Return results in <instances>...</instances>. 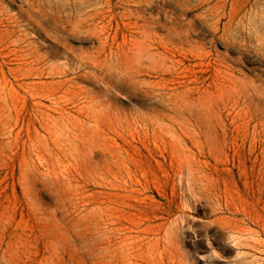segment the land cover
<instances>
[{
  "label": "rangeland",
  "instance_id": "374dc122",
  "mask_svg": "<svg viewBox=\"0 0 264 264\" xmlns=\"http://www.w3.org/2000/svg\"><path fill=\"white\" fill-rule=\"evenodd\" d=\"M3 1L0 264H264V0Z\"/></svg>",
  "mask_w": 264,
  "mask_h": 264
},
{
  "label": "bare ground",
  "instance_id": "6f19581e",
  "mask_svg": "<svg viewBox=\"0 0 264 264\" xmlns=\"http://www.w3.org/2000/svg\"><path fill=\"white\" fill-rule=\"evenodd\" d=\"M0 1H1V0H0ZM2 1H3V0H2ZM36 1H37V0H36ZM36 1H35V2H36ZM45 1H46V0H45ZM69 1H70V0H69ZM85 1H86V0H85ZM91 1H92V0H91ZM3 2H4V1H3ZM59 2H60V1H59ZM71 2L73 3V1H71ZM81 2H82V1H81ZM95 2H96V1H95ZM102 2H103V1H102ZM139 2H140V1H139ZM0 3H1V2H0ZM17 3H18V1H17ZM26 3H27V2H26ZM32 3H33V2H32ZM42 3H43V2H42ZM44 3H45V2H44ZM52 3H54V2H52ZM69 3H70V2H69ZM69 3H68V4H69ZM84 3H85V2H84ZM98 3H99V2H98ZM104 3H105V2H104ZM104 3H102V6H103ZM137 3H138V1H137ZM5 4H6V3H5ZM5 4H2V5H1L2 8L4 7L3 5H5ZM8 4H9V3H8ZM20 4H21V3H20ZM37 4H38V3H37ZM55 4H56V3H55ZM55 4H54V5H55ZM65 4H66V3H65ZM89 4H90V2L88 3V5H89ZM99 4H100V3H99ZM29 5H30V3H29ZM29 5H28V6H29ZM32 5H33V4H31L30 7H33ZM34 5H35V3H34ZM45 5H47V4H45ZM54 5H53V6H54ZM56 5H57V4H56ZM83 5H84V4H83ZM110 5H111V4H110ZM133 5H136V4H133ZM138 5H141V4L138 3ZM22 6H23V5H22ZM26 6H27V5H26ZM42 6H44V5H42ZM49 6H50V5H49ZM49 6H48V7H49ZM51 6H52V5H51ZM78 6H79V5H78ZM80 6H81V5H80ZM102 6H101V7H102ZM108 6H109V5H108ZM23 7H24V6H23ZM44 7H45V6H44ZM46 7H47V6H46ZM69 7H70V6H69ZM76 7H77V6H76ZM87 7H88V6H87ZM87 7H84V8H87ZM97 7H98V5H97ZM24 8H25V7H24ZM35 8H36V7H35ZM35 8H34L33 10H35ZM54 8H55V7H54ZM62 8H63V7H62ZM62 8H61V9H62ZM71 8H72V7H71ZM90 8H91V6H90ZM103 8H104V7H103ZM161 8H162V7H161ZM5 9H6V8H5ZM21 9H22V8H21ZM48 9H49V8H48ZM74 9H75V8H74ZM74 9H73V10H74ZM77 9H78V8H77ZM77 9H76V10H77ZM87 9H89V8H87ZM94 9H95V6H94ZM98 9H99V8H98ZM109 9H110V8H109ZM159 9H160V8H159ZM27 10H28V9H27ZM56 10H57V8H56ZM59 10H60V9H59ZM73 10H72V11H73ZM76 10H74V11L76 12ZM82 10H83V9H82ZM92 10H93V9H92ZM101 10H102V9H101ZM111 10H112V8H111ZM134 10H135V8H134ZM149 10H150V9H149ZM1 11H2V10H1ZM4 11H5V10H4ZM17 11H18V10H17ZM23 11H24V10H23ZM23 11H22V12H23ZM43 11H44V10H43ZM46 11H47V10H46ZM85 11H86V10H85ZM85 11H83V13H84ZM95 11H96V10H95ZM98 11H99V10H98ZM147 11H148V10H147ZM18 12H19V11H18ZM22 12H21V13H22ZM29 12H30V11H29ZM37 12H38V11H37ZM68 12H70V11H68ZM88 12H89V11H88ZM103 12H104V10H103ZM105 12H106V11H105ZM109 12H110V11H109ZM137 12H138V11H137ZM5 13H7V12H5ZM24 13H27V11H26V12L24 11ZM31 13H32V11H31ZM58 13H59V12H58ZM79 13H80V12H79ZM97 13H98V12H97ZM100 13H102V12H100ZM138 13H139V12H138ZM142 13H143V12H142ZM144 13H145V11H144ZM149 13H150V12H149ZM14 14H15V13H14ZM53 14H54V13H53ZM68 14H69V13H68ZM71 14H72V12H71ZM75 14H76V13H75ZM77 14H78V13H77ZM80 14H81V13H80ZM88 14H90V13H88ZM93 14H94V13H93ZM93 14L91 13V16H92ZM102 14H103V13H102ZM140 14H141V13H140ZM140 14H139V15H140ZM150 14H151V13H150ZM35 15H36V13H35ZM64 15H65V14H64ZM72 15H73V14H72ZM85 15H86L87 17L90 16V15H87V14H85ZM95 15H96V14H95ZM99 15H100V14H99ZM104 15H105V14H104ZM106 15H107V14H106ZM136 15H137V14H136ZM151 15H152V14H151ZM4 16H5V15H4ZM4 16H3V19H4ZM6 16H7V15H6ZM9 16H11V15H9ZM17 16H19V15H17ZM41 16H42V15H40V16L38 15V18L41 17ZM70 16H71V15H70ZM86 16H83V17H86ZM93 16H94V15H93ZM108 16H109V15H108ZM227 16H228V15H227ZM11 17H13V16H11ZM22 17H23V16H22ZM33 17H34V16H33ZM35 17H36V16H35ZM47 17H49V16H47ZM47 17H46V18H47ZM75 17H76V16H75ZM78 17H80V16L78 15ZM78 17H77V18H78ZM96 17H97V16H96ZM105 17H106V16H105ZM105 17H104V18H105ZM151 17H152V16H151ZM151 17H150V18H151ZM14 18H15V17H14ZM18 18H19V17H18ZM24 18H25V17H24ZM29 18H31V17H29ZM44 18H45V17H44ZM80 18H81V17H80ZM107 18H108V17H107ZM137 18H138V17H137ZM226 18H227V17H226ZM10 19H11V18H10ZM10 19H9V20H10ZM12 19H13V18H12ZM19 19H21V18H19ZM33 19H34V18H33ZM36 19H37V17H36ZM40 19H41V18H40ZM40 19H39V20H40ZM68 19H69V18H68ZM86 19H87V18H86ZM95 19H96V18H95ZM140 19H142V17H141ZM6 20H7V19H6ZM92 20H93V19H92ZM96 20H97V19H96ZM133 20H134V19H133ZM156 20H157V19H156ZM172 20H173V19H171V22H173ZM7 21H8V20H7ZM7 21H6V22H7ZM10 21H11V20H10ZM10 21H9V23H10ZM13 21H14V19H13ZM67 21H68V20H67ZM74 21H76V20H74ZM74 21H73V22H74ZM79 21H80V20H78V22H79ZM82 21H83V20H82ZM84 21H85V20H84ZM89 21H90V20H89ZM89 21L87 22V24H89ZM93 21H94V20H93ZM99 21H101V20L99 19ZM159 21H160V20H159ZM174 21H175V20H174ZM1 22H2V21H1ZM1 22H0V23H1ZM4 22H5V21H4ZM6 22H5V23H6ZM33 22H34V21H33ZM91 22H92V21H91ZM97 22H98V21H97ZM103 22H104V21H103ZM103 22H102V23H103ZM132 22H133V21H132ZM135 22H136V20H135ZM143 22H144V20H143ZM153 22H155V21H153ZM157 22H158V21H157ZM167 22H168V21H167ZM167 22H166V23H167ZM2 23H3V22H2ZM7 23H8V22H7ZM11 23H12V22H11ZM16 23H17V18H16ZM22 23H23V22H22ZM22 23H21V24H22ZM25 23H26V22H25ZM76 23H77V22H76ZM94 23H96V22H94ZM124 23H125V22H124ZM137 23H138V22H137ZM146 23L148 24V22H146ZM27 24H28V23H27ZM40 24H41V23H40ZM52 24H53V23H52ZM79 24H83V23H79ZM85 24H86V23H85ZM99 24H100V23H99ZM99 24H98V25H99ZM133 24H134V23H133ZM141 24H142V23H141ZM149 24H150V23H149ZM151 24H152V23H151ZM154 24H155V23H154ZM154 24H152V25H154ZM158 24H159V23H158ZM162 24H163V23H162ZM162 24H161V25H162ZM167 24H168V23H167ZM3 25H5V24H2V25H0V26L3 27ZM9 25H10V24H9ZM24 25H25V24H24ZM42 25H43V22H42ZM42 25L40 26V28H42ZM83 25H84V24H83ZM93 25H95V24H93ZM96 25H97V24H96ZM131 25H132V24H131ZM131 25H130V26H131ZM137 25H138V24H137ZM137 25H135V26H137ZM139 25H140V24H139ZM152 25H151V26H152ZM21 26H22V25H21ZM51 26H52V25H51ZM133 26H134V25H133ZM144 26H145V25H144ZM149 26H150V25H148V27H149ZM151 26H150V28H151ZM156 26H158V25H156ZM13 27H14V26H13ZM19 27H20V26H19ZM25 27H26V26H25ZM38 27H39V26H38ZM43 27H44V26H43ZM77 27H79V26H77ZM83 27H84V26H83ZM83 27H82V28H83ZM94 27H95V26H94ZM137 27H139V26H137ZM164 27H165V26H163L162 28H164ZM20 28H21V27H20ZM23 28H24V27H23ZM28 28H29V27H28ZM68 28H69V27H68ZM79 28H80V27H79ZM84 28H85V27H84ZM153 28H154V27H153ZM168 28H169V27H168ZM3 29H4V28H3ZM26 29H27V28H26ZM56 29H57V28H56ZM71 29H72V28H71ZM88 29H90V28H88ZM96 29H97L96 27H95V30H94V28H93L94 32L96 31ZM131 29H132V28H131ZM136 29H137V28H136ZM142 29H143V28H142ZM148 29H149V28H148ZM155 29H157V28H155ZM165 29H167V26H166ZM5 30H6V29H5ZM44 30H45V29H44ZM47 30H48V29H47ZM74 30H75V29H74ZM78 30H79V29H78ZM153 30H154V29H153ZM6 31H7V30H6ZM87 31H88V30H87ZM89 31H90V30H89ZM135 31H136V30H135ZM137 31H138V30H137ZM144 31L146 32V30H144ZM144 31H143V32H144ZM147 31H148V30H147ZM151 31H152V30H151ZM168 31H169V29H167V32H168ZM18 32H19V31H18ZM23 32H24V31H23ZM29 32H30V30H29ZM35 32H36V31H35ZM76 32H77V31H76ZM78 32H80V31H78ZM94 32H93V33H94ZM145 32H144V33H141V34H145ZM24 33H25V32H24ZM27 33H28V32H27ZM36 33H37V32H36ZM48 33H49V32H47V34H48ZM53 33H54V32H53ZM81 33H82V32H81ZM86 33H87V32H85V34H86ZM90 33H91V32H90ZM93 33H92V34H93ZM146 33H148V32H146ZM155 33H156V32H155ZM16 34H17V33H16ZM28 34H29V33H28ZM57 34H58V33H57ZM75 34H76V33H75ZM82 34H84V33H82ZM94 34H95V33H94ZM148 34H149V33H148ZM170 34H171V32H170ZM172 34H173V33H172ZM172 34H171L170 37H172ZM174 34H175V33H174ZM174 34H173V35H174ZM21 35H22V34H21ZM89 35H91V34H89ZM151 35L153 36V34H151ZM156 35H157V34H156ZM175 35H176V34H175ZM32 36H33V33H32ZM44 36H45V33H44ZM100 36H101V35H100ZM103 36H104V35H103ZM139 36H140V35H139ZM168 36H169V34H168ZM17 37H18V35H17ZM20 37H21V36H20ZM23 37H24V36H23ZM51 37H52V36H51ZM51 37H50V38H51ZM94 37H96V36L94 35ZM98 37H99V36H98ZM98 37H96L97 40H98ZM134 37H136V36H134ZM146 37H147V36H146ZM154 37H155V36H154ZM154 37H152V38H154ZM156 37H158V36H156ZM187 37H188V36H187ZM18 38H19V37H18ZM18 38H17V39H18ZM27 38H28V37H27ZM149 38H150V36H149ZM158 38H159V37H158ZM25 39H26V38H25ZM105 39H106V38H105ZM132 39H133V38H132ZM135 39H136V38H135ZM144 39H145V37H144ZM183 39H184V38H183ZM141 40H142V39H141ZM147 40H148V38H147ZM152 40H153V39H152ZM175 40H176V39H175ZM175 40H174V42H175ZM21 41H23V40H21ZM98 41H99V40H98ZM130 41H131V40H130ZM134 41H135V40H134ZM157 41H158V40H157ZM138 42H139V41H138ZM159 42H161V41H159ZM54 43H55V42H54ZM131 43H133V42H131ZM102 44H104V43H102ZM128 44H129V43H128ZM138 44H139V43H138ZM138 44H137V45H138ZM140 44H141V42H140ZM151 44H152V43H151ZM151 44L149 43L148 48H149V46H150ZM156 44H157V43H156ZM126 45H127V44H126ZM126 45H125V46H126ZM129 45H130V44H129ZM131 45H132V44H131ZM137 45H136V43H135V46H137ZM143 45H144V44H143ZM145 45H146V42H145ZM154 45H155V44H154ZM160 45H161V44H160ZM160 45H158V46H160ZM104 46H105V45H104ZM112 46H113V45H112ZM158 46H155V47H158ZM109 47H110V46H109ZM130 47H131V46H130ZM142 47H143V46H142ZM160 47H161V46H160ZM148 48H147V49H148ZM150 48H152V47L150 46ZM158 48H159V47H158ZM109 49H110V48H109ZM109 49H108V50H109ZM140 49H141V48H140ZM140 49H138V50H140ZM125 50H126V49H125ZM130 50H131V49H130ZM130 50H129V51H130ZM132 50H133V48H132ZM132 50H131V51H132ZM138 50H137V51H138ZM152 50H154V49H152ZM15 51H16V50H15ZM134 51H135V50H134ZM150 52H151V51H150ZM153 52H154V51H153ZM158 52H159V51H158ZM124 53H125V52H124ZM129 53H130V52H129ZM193 53H194V52H193ZM134 54H135V53H134ZM136 54H137V53H136ZM154 54H155V56H156V52H154ZM157 54H159V53H157ZM131 55H132V53H131ZM191 55H192V54H191ZM69 56H70V55H69ZM122 56H123V55H122ZM124 56H125V55H124ZM127 56H128V55H127ZM135 56H136V55H135ZM139 56H140V55H139ZM67 57H68V56H67ZM72 57H73V56H72ZM141 57H142V56H141ZM40 58H41V57H40ZM73 58H75V57H73ZM119 58H120V57H119ZM126 58H127V57H126ZM128 58H129V57H128ZM134 58H136V57H134ZM134 58H133V59H134ZM143 58H144V57H143ZM43 59H44V58H43ZM43 59H41V62H42ZM31 60H32V59H31ZM75 60H76V59H75ZM123 60H124V59H123ZM141 60H143V59L141 58ZM224 60H225V59H224ZM47 61H48V60H47ZM91 61H93V60H91ZM128 61H129V59H128ZM131 61H132V60H131ZM145 61H146V60H145ZM74 62H76V61H74ZM95 62H96V61H95ZM143 62H144V60H143ZM143 62H142V64H143ZM76 63H77V62H76ZM86 63H87V62H86ZM89 63H90V62H89ZM69 64H70V63H69ZM73 64H74V63H73ZM21 65H22V64H21ZM43 65H44V63H43ZM43 65H42V67H43ZM81 65H82V64H81ZM84 65H85V64H84ZM89 65H90V64H89ZM99 65H100V64H99ZM44 66H45V65H44ZM73 66H74V65H73ZM76 66H77V65H76ZM78 66H79V65H78ZM84 67H85V66H84ZM90 67H91V66H90ZM90 67H89V68H90ZM92 67H93V66H92ZM97 67H98V66H97ZM85 68H86V67H85ZM75 69H76V67H75ZM75 69H74V70H75ZM77 69H78V67H77ZM80 69H81V68H80ZM83 69H84V68H83ZM101 69H102V67H101ZM81 70H82V69H81ZM85 70H89V69H85ZM104 71L106 72V70H104ZM69 72H70V71H69ZM74 72H75V71H74ZM78 72H79V71H78ZM92 72H93V71H92ZM240 72H241V71H240ZM83 73H86V72L83 71ZM93 73H96V72H93ZM70 74H71V73H70ZM80 74H82V73H80ZM80 74H79V75H80ZM88 74H89V72H88ZM102 74H103V73H101V75H102ZM134 74H135V73H134ZM134 74H132V75L134 76ZM139 74H140V73H139ZM68 75H69V74H68ZM93 75H94V74H93ZM106 75H107V72H106ZM75 76H76V75H75ZM90 76H91V74H90ZM106 77H107V76H106ZM130 77H132V76H130ZM135 77H136V76H135ZM139 77H141V76H139ZM242 77H243V76H242ZM72 78H73V77H72ZM76 78H77V77H76ZM78 78H79V77H78ZM80 78H82V77H80ZM83 78H84V77H83ZM90 78H91V77H90ZM133 78H134V77H133ZM103 80H104V77H103ZM251 80H252V79H251ZM73 81H74V80H73ZM69 82H70V80H69ZM248 83H249V82H248ZM234 87H235V86H234ZM171 88H172V87H171ZM251 88H252V87H251ZM251 88H250V89H251ZM154 89H156V88H154ZM166 89H167V88H166ZM166 89H165V90H166ZM177 89H178V88H177ZM152 90H153V89H152ZM174 90H175V88L173 89V91H174ZM154 91H155V90H154ZM161 92H162V91H161ZM169 92H170V91H169ZM162 93H163V92H162ZM167 93H168V92H167ZM167 93H166V94H167ZM169 94H170V93H169ZM169 94H168V95H169ZM168 95H167V96H168ZM178 95H179V94H177V96H178ZM171 96H172V95H171ZM230 96H231V95H230ZM255 96H256V95H255ZM166 99H167V98H166ZM166 99H165V100H166ZM173 99H175V98L173 97ZM176 99H177V98H176ZM170 101H171V100H170ZM174 102H175V101H174ZM174 102H173V103H174ZM168 103H169V102H168ZM251 103H252V102H251ZM254 105H255V104H254ZM252 108H253V107H252ZM242 109H244V108H242ZM242 109H241V110H242ZM253 112H254V111H253ZM254 113H255V112H254ZM255 114H256V113H255ZM249 119H250V118H249ZM239 120H240V119H239ZM236 126H237V125H236ZM238 130H239V129H238ZM245 130H246V129H245ZM245 135H246V133H245ZM263 140H264V139H263ZM233 142H234V141H233ZM253 142H254V141H253ZM255 145H256V143H255ZM249 146H250V145H249ZM259 146H260V145H259ZM209 149H210V148H209ZM261 156H262V155H261ZM261 158H262V157H261ZM238 161H239V160H238ZM246 183H247V182H246ZM245 185H246V184H245ZM245 214H246V213H245ZM250 218H251V216H250ZM258 218H260V217H258ZM257 220H258L257 222H259V219H257ZM260 220H261V219H260ZM263 220H264V219H263ZM263 220H262V221H263ZM263 222H264V221H263ZM237 226H238V225H237ZM237 226H236V227H237ZM257 227H259V226H257ZM262 227H263V226H262ZM239 229H240V228H239ZM246 229H247V228H246ZM261 230H262V229H261ZM127 231H128V230H127ZM240 232H241V231H240ZM262 232H263V231H262ZM263 233H264V232H263ZM149 237H150V236H149ZM248 262L250 263V261H248ZM241 264H243V263H241Z\"/></svg>",
  "mask_w": 264,
  "mask_h": 264
}]
</instances>
